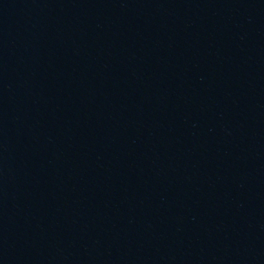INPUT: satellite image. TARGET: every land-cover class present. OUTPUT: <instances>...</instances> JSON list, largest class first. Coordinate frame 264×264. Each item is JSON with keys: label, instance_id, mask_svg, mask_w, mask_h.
Returning a JSON list of instances; mask_svg holds the SVG:
<instances>
[{"label": "water", "instance_id": "water-1", "mask_svg": "<svg viewBox=\"0 0 264 264\" xmlns=\"http://www.w3.org/2000/svg\"><path fill=\"white\" fill-rule=\"evenodd\" d=\"M0 264H264V0H0Z\"/></svg>", "mask_w": 264, "mask_h": 264}]
</instances>
